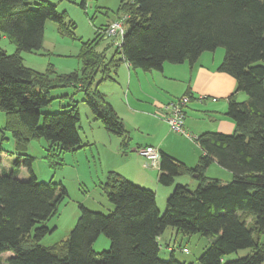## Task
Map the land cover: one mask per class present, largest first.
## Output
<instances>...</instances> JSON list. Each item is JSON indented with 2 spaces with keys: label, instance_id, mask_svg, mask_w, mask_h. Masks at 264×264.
Here are the masks:
<instances>
[{
  "label": "trees",
  "instance_id": "16d2710c",
  "mask_svg": "<svg viewBox=\"0 0 264 264\" xmlns=\"http://www.w3.org/2000/svg\"><path fill=\"white\" fill-rule=\"evenodd\" d=\"M120 9L117 20L125 17V33L115 50L120 59L104 62L86 44L79 53L80 74H40L25 67L19 53L42 49L46 21L70 33L64 14L46 0H0V38L16 46L11 55L0 50V163L5 132L17 155L9 171H0V264H184L173 254L168 260L159 258L158 240L168 228L210 240L198 258L200 264H264V0H126ZM108 25L96 30L97 40H106ZM217 48L224 49L217 70L232 77L236 91L247 96L242 102L234 94L228 98L225 116L234 132L198 135L201 154L191 168L158 149L160 186H171L175 177L189 173L196 176L197 187L190 191L174 186L160 213L152 190L110 171L99 185L110 213L80 205L66 238L42 245L56 228L50 229L47 222L68 194L61 183L37 181L29 144L44 139L51 164L81 146L77 106L55 113L42 110L57 99L51 91L79 88L92 115L110 137L120 138L121 154L126 155L130 135L97 85L92 88L97 72L102 71V80L110 78L111 68L115 71L120 62L132 70L162 72L165 63L193 65L202 53ZM183 96L190 102L189 91ZM212 163L230 172L232 179L221 183L206 178L204 171ZM21 168L27 173L24 180L17 177ZM101 234L110 246L95 253L93 243ZM243 249L250 253L224 260Z\"/></svg>",
  "mask_w": 264,
  "mask_h": 264
},
{
  "label": "rangeland",
  "instance_id": "374dc122",
  "mask_svg": "<svg viewBox=\"0 0 264 264\" xmlns=\"http://www.w3.org/2000/svg\"><path fill=\"white\" fill-rule=\"evenodd\" d=\"M46 1L53 4L58 13L64 14L65 23L68 25L67 28L70 33L62 30L57 24L46 21L42 49L19 53L25 67L40 74H45L48 70H53L59 75L73 72L80 74L82 63L79 59V53L82 48L81 46L86 44H91L94 51L102 56L104 62H108L112 58L115 60L120 59V55L115 54L117 40L115 38L97 40L96 30L119 19V15L122 14L120 6L126 0H85L83 5L82 0ZM0 50L11 55L16 52V46L8 38L1 37ZM205 56H209L210 58L212 56L215 57V63L220 64L224 57V49L217 48L214 52H207ZM206 64H209V60L207 59L205 60ZM170 65L175 67L174 71L167 70L166 74L172 77L173 80L178 79V81L173 86L172 94L168 95L169 97L166 95L163 106L176 102L183 96L184 87L180 81H186L188 76L186 74L189 68L188 62L184 65L186 69L179 67L181 65L178 64ZM112 69L109 75L110 78L104 80H102V71H98L92 88L97 85L98 91L105 96V99L112 104L111 106H113L114 111L123 119L126 130L130 135L129 139L131 141L129 146L132 149L136 145L139 148L152 146L162 149L176 160L184 163L187 167H194L201 154V150L195 139L201 129H207V114L189 111L188 119L192 120L191 126L195 129L193 134L187 128L185 118L182 121L183 129L189 137L172 132L167 123L165 124L160 118L162 112L145 107L146 97L139 91V72L142 71L135 69L137 72L135 74L132 68H128L124 62H120L115 71ZM110 79L114 82H111ZM141 83L145 85L143 81ZM51 97L57 99L43 108L44 112L55 113L67 110L68 105L77 106L80 116L77 130L81 146L74 152L63 153L59 159H52L56 164H51L44 139L32 140L29 144L27 154L33 158L31 169L37 181L52 184L61 183L68 194L58 204L56 214L47 222V226L50 229L56 228L53 233L46 235L41 240L40 243L42 245L58 244L66 238L69 226L71 223L74 226L77 220L78 216H76V213L79 214L80 205L94 207L93 203L95 202L98 206H95L96 208L94 209H98L104 214L110 213L111 208H107L110 203L107 197L102 194V191L100 192L99 188L100 182L103 181L99 179L102 175H106L110 167L112 169L110 171L115 173H119L118 171L122 170H131L133 176L137 174L136 178H134L136 179L135 181L146 183V189H150L155 193V201L160 213L164 212L165 201L172 193L174 186L184 185L190 191L197 187L195 175H190L189 173L175 177L174 183L171 186H160L157 183V166L152 167L137 154H134L133 162H127L125 158L129 154L126 153L127 156L123 155V153L121 154L120 138L111 136L113 137V141L109 140L111 138L110 135L103 129L100 121L92 115L84 103V93L79 88L67 87L55 89L51 91ZM171 97L173 99L170 100ZM156 99L157 94L155 93L151 102H147L153 106ZM225 102L226 100H221L220 103L215 105L211 103L210 106L221 108V105H224ZM205 105L209 106L207 103ZM205 105L195 107L193 110H201L202 107L205 110ZM3 122L4 116L0 113V127L3 126ZM160 122H164L163 124L165 125ZM1 147L5 153L1 155L0 168L7 170L12 166L13 160L17 158V155L14 154V144L10 133H4ZM99 149L102 161L97 163V160L92 159V156H96L95 150L99 152ZM155 168L157 170H154ZM224 173L226 171H223L218 166L209 167L204 171L206 178L217 179L221 183H228L231 178H227ZM24 175L25 177L27 176L26 171H24ZM166 190H168L167 193H165ZM100 198H103L104 203H107L101 202ZM249 215L253 218L251 213ZM174 234L175 230L168 228L159 238V258L161 260H168L170 255L173 254V258L178 262L200 264L198 258L209 246L210 240L199 234L190 236L179 234L176 237H174ZM263 239L264 234L262 235ZM109 246V240L101 234L93 243V251L100 253L108 250ZM183 248L187 249V253L182 252ZM248 253H250V249L239 250L236 253L225 256L224 260H234ZM7 256L8 254L6 253L2 258H6Z\"/></svg>",
  "mask_w": 264,
  "mask_h": 264
},
{
  "label": "crops",
  "instance_id": "0c3cea01",
  "mask_svg": "<svg viewBox=\"0 0 264 264\" xmlns=\"http://www.w3.org/2000/svg\"><path fill=\"white\" fill-rule=\"evenodd\" d=\"M206 53L207 52L202 53L200 55V57L198 58V60L193 65H189V63H188L189 68L187 69V72H186V74L188 75L187 78L185 77L186 81H180V83L183 84V87H184V94H186V92L189 91V94L191 97L190 102L187 104L186 108H184V111H183L184 112V118H185V124H186L188 130L191 131L193 134L195 129L193 126H191L192 120L188 119V113H189V111H191V112L198 111L201 113H206L208 116L207 129H205V130L201 129V131H199L200 133H198L199 135L204 133V132H218V133H222V134H232L234 132L235 126H234L233 122L225 116V113L227 110V105H228V98L232 94H234V99L238 102H242V101H245L247 99V96L243 92H237L236 91L235 80L232 77H230L229 75L219 72L217 70V68L220 64L215 63V57L212 56L210 58L209 56H205ZM206 59L209 60L208 65L207 64L205 65ZM186 63L187 62H184L183 64H178V65H181L179 67H181V68L184 67L186 69V66H184V65H186ZM124 64H126V63H124ZM127 67L130 68L128 65H127ZM174 68L175 67L171 66L170 63H165L163 65L162 72H154V71L153 72H139V91L146 97V100L151 102L155 93L157 94V99L154 101L153 106H151V104L146 101L145 107L147 109H154L155 111H158V112L162 110L166 95L170 96V94H172L173 86L178 81V79L173 80L172 77H170L169 75L166 74L167 70L174 71ZM133 71L135 72V74H137V72L135 70H133ZM140 80L143 81L145 83V85H143ZM111 82H114V81L111 80ZM144 86H146V87H144ZM159 95H160V101H159ZM171 99H173V98L171 97L170 100ZM221 100H226L224 105H221V108H215V107L210 106L211 103H213L212 105H215V104L220 103ZM206 103L209 104L210 107L206 106L205 105ZM203 104L206 107L205 110H203V107L201 110H199V109L193 110V108L200 107ZM122 121H123V119H122ZM160 123L163 124L164 122H160ZM165 124H163V125H165ZM125 127H126V125H125ZM109 140L113 141V137L109 138ZM155 145H157V144H155ZM136 146H138V145H136ZM96 151L97 150H95L96 156H92V159H94V160L96 159L97 163H98V162L102 161V158H101L102 155L100 154V149H99V152L98 151L96 152ZM166 153H168V152H166ZM128 154H129L128 156L125 155V156H127L125 159L127 162L131 163V162H133L134 154H136V153L134 152V150L131 147H129ZM212 166L216 167L218 165L216 163H212L209 167H212ZM1 169L5 170V171L10 170V168H8L7 170L4 168H0V171H1ZM110 170H112L111 167H110ZM110 170H108L106 172V175ZM154 170H157V168H155ZM24 171H26V170L24 168H21L19 171V174L17 175V177L20 180H24L26 178L24 175ZM223 171H226V170L223 169ZM118 172L121 175H123L125 178L132 180V182H136L135 181L136 179H134V178H136L137 174L133 176L131 173V170H122V171H118ZM106 175H102V177L99 180L104 181ZM224 175L227 178L232 179V174L230 172L226 171V173H224ZM136 183L146 187V183H138V182H136ZM149 187L151 188V186H149ZM100 192H101V190H100ZM167 192H168V190H166L165 193H167ZM100 200H101V202L104 203L103 198H100ZM105 203H107V202H105ZM93 204H94L93 205L94 207H90L89 205H86V206L95 210L94 209V208H96L95 206H98V205L95 202ZM107 208L110 209L111 207L108 205ZM76 216H78V213H76ZM72 226L73 225L71 223V225L69 226L68 231L66 233V236L68 235V232L70 231ZM176 236H178V234L175 232L174 237H176ZM168 248L170 249V247H168Z\"/></svg>",
  "mask_w": 264,
  "mask_h": 264
},
{
  "label": "built area",
  "instance_id": "2783aa9c",
  "mask_svg": "<svg viewBox=\"0 0 264 264\" xmlns=\"http://www.w3.org/2000/svg\"><path fill=\"white\" fill-rule=\"evenodd\" d=\"M123 17L119 21L111 22L105 28L104 39L115 38L117 42H119L124 33L125 27L123 25ZM189 102V98L187 96H182L176 102H172L162 107L161 118L170 126V129L173 132L180 133L189 137L188 134L185 133L182 125H183V107ZM134 152L142 157L145 161H147L152 167L158 166L159 163V151L157 148L152 146H146L142 148H137ZM183 253H187V249H182Z\"/></svg>",
  "mask_w": 264,
  "mask_h": 264
},
{
  "label": "water",
  "instance_id": "95a60500",
  "mask_svg": "<svg viewBox=\"0 0 264 264\" xmlns=\"http://www.w3.org/2000/svg\"><path fill=\"white\" fill-rule=\"evenodd\" d=\"M196 177V176H195Z\"/></svg>",
  "mask_w": 264,
  "mask_h": 264
}]
</instances>
